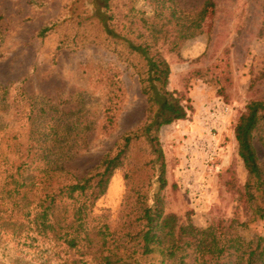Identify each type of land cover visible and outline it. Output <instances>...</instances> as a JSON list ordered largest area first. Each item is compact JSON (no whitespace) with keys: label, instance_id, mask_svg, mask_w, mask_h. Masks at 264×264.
Wrapping results in <instances>:
<instances>
[{"label":"rangeland","instance_id":"1","mask_svg":"<svg viewBox=\"0 0 264 264\" xmlns=\"http://www.w3.org/2000/svg\"><path fill=\"white\" fill-rule=\"evenodd\" d=\"M177 1L190 19L204 9L207 15L199 35L176 51H171L173 31L158 47L171 68L169 90L180 92L191 108L186 120L160 133L168 181L165 211L178 215L183 225L201 228L220 218L248 222L251 213L241 199L248 175L235 127L251 101L264 99V0ZM91 2L0 0V192L22 162L37 171L40 195L84 177L145 118L146 98L129 63L111 45L74 38L77 17L85 9L94 16ZM115 4L116 27L135 15L147 20L155 15L150 0ZM50 23L57 24L55 31L39 37ZM115 72L124 93L111 129L105 128L106 79ZM57 139L64 141L60 152L70 156L62 168L52 165L56 157L48 152ZM254 144L264 165V125ZM124 173L125 168L116 171L94 208L95 215L108 214L113 225L127 191ZM241 234L264 237V221L250 223ZM1 240L0 264H12L7 254L17 253L18 244L11 233H2Z\"/></svg>","mask_w":264,"mask_h":264},{"label":"trees","instance_id":"2","mask_svg":"<svg viewBox=\"0 0 264 264\" xmlns=\"http://www.w3.org/2000/svg\"><path fill=\"white\" fill-rule=\"evenodd\" d=\"M91 1L94 16H87L85 9L77 17L78 32L74 38L111 45L129 63L146 98V115L84 177L71 178L69 183L44 195L36 188L37 171L27 163L17 166L16 174L6 179L0 192V245L2 233H11L19 249L14 255L7 254L9 261L264 264V237L246 239L241 234L250 223L264 221V165L254 144L255 133L264 125V99L251 101L235 127L238 155L248 175L241 199L251 213L250 220L220 218L201 228L192 222L181 224L178 215L167 213L164 207L163 192L168 181L160 133L163 127L186 120L191 108L180 92L169 90L171 68L158 47L160 42L168 41L170 31L176 33L171 51L199 35L207 10L190 19L177 0H150L155 11L153 18L135 15L116 27L114 9L118 0ZM56 26L47 24L39 37L49 36ZM68 40L69 36L60 42V47H65ZM106 84L109 90L105 128L112 129L116 124L114 112L119 109L124 93L119 73L107 76ZM63 143L54 140L48 150L56 157L51 159L55 168H62L70 158L60 152L65 149ZM121 168H125L127 191L120 219L113 225L108 214L95 215L94 208Z\"/></svg>","mask_w":264,"mask_h":264}]
</instances>
